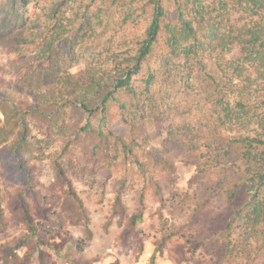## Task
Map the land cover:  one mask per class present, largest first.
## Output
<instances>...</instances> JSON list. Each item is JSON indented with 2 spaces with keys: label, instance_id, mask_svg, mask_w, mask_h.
I'll list each match as a JSON object with an SVG mask.
<instances>
[{
  "label": "trees",
  "instance_id": "obj_1",
  "mask_svg": "<svg viewBox=\"0 0 264 264\" xmlns=\"http://www.w3.org/2000/svg\"><path fill=\"white\" fill-rule=\"evenodd\" d=\"M12 1L25 15L9 39L18 75L0 78V157L17 185L7 208L26 236L0 249L16 256L26 247L30 259L44 245L35 219L45 210L27 202L31 161L76 139L116 162L131 157L143 173L169 176L179 160L194 165V182L216 176L210 195L219 193L227 214L220 231L264 246V0ZM55 168L68 210L87 226ZM140 218L129 217L124 236L136 235Z\"/></svg>",
  "mask_w": 264,
  "mask_h": 264
},
{
  "label": "rangeland",
  "instance_id": "obj_2",
  "mask_svg": "<svg viewBox=\"0 0 264 264\" xmlns=\"http://www.w3.org/2000/svg\"><path fill=\"white\" fill-rule=\"evenodd\" d=\"M24 15L12 0H0V78L8 82L18 75L9 39ZM83 66L81 61L70 72ZM112 127H121L118 118ZM92 147L86 139L68 144L56 140L41 161H31L36 164L34 199L28 192L25 195L30 205L37 202L40 211L45 210L43 219H35L42 225L44 245L30 259L23 256L26 247H19L16 256L1 248L0 264H71L72 255L78 264H264V246L259 247L258 241L248 243L239 230L229 237L220 231L227 214L219 193L210 195L216 176L194 182V165L179 160L169 176L155 168L143 173L132 165L131 157L116 162L94 153ZM136 153L148 164L142 152ZM57 164L83 205L87 226L67 208V186L58 179ZM16 189L0 157V247L26 236L23 224L7 208ZM138 213L136 235L124 236L129 217Z\"/></svg>",
  "mask_w": 264,
  "mask_h": 264
}]
</instances>
